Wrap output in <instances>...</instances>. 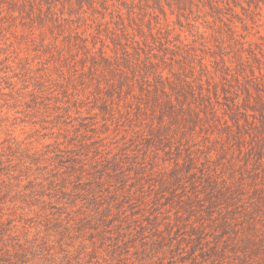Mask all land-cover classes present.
Returning a JSON list of instances; mask_svg holds the SVG:
<instances>
[{"label": "rangeland", "instance_id": "374dc122", "mask_svg": "<svg viewBox=\"0 0 264 264\" xmlns=\"http://www.w3.org/2000/svg\"><path fill=\"white\" fill-rule=\"evenodd\" d=\"M263 81L264 0H0V264H264Z\"/></svg>", "mask_w": 264, "mask_h": 264}, {"label": "trees", "instance_id": "16d2710c", "mask_svg": "<svg viewBox=\"0 0 264 264\" xmlns=\"http://www.w3.org/2000/svg\"><path fill=\"white\" fill-rule=\"evenodd\" d=\"M204 67H205V65H204ZM206 68V67H205ZM207 69V68H206ZM261 75V74H260ZM251 80H253V81H257V77L255 76V75H252V77H251ZM258 82H259V80H258ZM264 82V81H263ZM261 91V90H260ZM258 99H259V104H260V107L262 108V109H264V95H262L261 93L260 94H258ZM166 101H168V102H170V99H167ZM235 106H237V103H235L234 104ZM210 113H212L215 117H218L217 116V109H215L214 108V106L212 105L211 106V108H210ZM238 113H240V112H238ZM237 113V114H238ZM234 114V113H233ZM235 115V114H234ZM246 116H247V114H246ZM253 124L255 125V122H253Z\"/></svg>", "mask_w": 264, "mask_h": 264}]
</instances>
